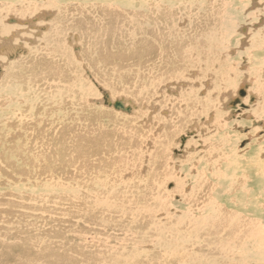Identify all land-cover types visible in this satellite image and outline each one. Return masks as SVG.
I'll return each instance as SVG.
<instances>
[{"label":"bare ground","instance_id":"6f19581e","mask_svg":"<svg viewBox=\"0 0 264 264\" xmlns=\"http://www.w3.org/2000/svg\"><path fill=\"white\" fill-rule=\"evenodd\" d=\"M236 2L240 0H0V54L6 52L0 55V68L6 67L0 78V150L10 158L0 163V170L12 171L22 161L14 155L18 151L40 173H29L34 167H28L25 180L37 179L28 194L14 196L12 186L0 190V264H264V179L237 180L225 155L220 163L226 172H211L209 179L207 172L218 166V158L202 156L194 160L193 170L202 171L193 174L191 191L182 193L181 183L175 188L187 211L171 213L165 206L170 194L160 197V182H153V166L163 154L159 139L152 140L148 154L153 156L155 148L158 153L151 158L141 148L148 134L137 139L107 124L116 121L124 127L131 119L101 110L98 114L108 122L92 125L81 115L92 110L89 99L100 98L81 66L109 91L110 96L98 88L103 105L106 94L112 104L110 99L120 95L141 104L149 95L157 98L159 77L170 80L173 70L191 68L197 76L205 66L221 70L229 32L214 26L236 22L227 11ZM12 15L27 25H5L3 18ZM31 29L26 39L32 37L35 46H27L25 57L7 65L9 54L21 51L15 46L23 45L11 44L12 36ZM251 34L245 48L264 50V25ZM78 44L81 65L71 53ZM16 68L24 73L17 76ZM257 70L264 85V63ZM117 101L127 107L125 99ZM125 140L131 150L124 158L126 148L120 143ZM117 147L125 154H116ZM254 153L258 159L260 152ZM13 155L17 159L12 162ZM128 156L136 159L135 165ZM209 161H215L213 166ZM145 167V178L138 182L134 170ZM159 175L168 178L166 172ZM218 181L226 184L227 193L242 195L218 204L219 197L213 196ZM105 230H110L106 239ZM119 240L122 245L112 251L109 245Z\"/></svg>","mask_w":264,"mask_h":264},{"label":"rangeland","instance_id":"374dc122","mask_svg":"<svg viewBox=\"0 0 264 264\" xmlns=\"http://www.w3.org/2000/svg\"><path fill=\"white\" fill-rule=\"evenodd\" d=\"M263 2L264 0H240L239 3H233V5L229 9L227 8V11L228 13L236 17V22H234L233 24H222L219 22L218 24H216L217 26H214V28L218 29L219 31L229 32L223 40L226 45L228 44L226 47V50H228V52L225 53L224 56H222L223 58L221 57L222 60H224L223 63L225 64L223 65L224 67L222 66L221 70L213 64L212 67L205 66V68L207 67L208 69L202 68L201 74L199 73L200 75L197 76L198 74L196 70L181 67L182 69L180 71H172L170 80H165L164 78L163 81L161 80V77H159V80L162 82L157 88V92H159L158 94L162 97V100L160 99V96H158L157 98L153 96L152 99L151 95H149L146 97L147 100H144V102H142L141 104V101H136L134 98L131 99V97H125L126 95H120L113 99L111 97V99L109 98L113 102H115L116 100H121L122 98L125 99V101L128 102L127 107H133L129 113L115 110L112 107L104 106L102 104V101H100V99H102L101 92L98 90V88H101L102 85L93 78V74L89 68H87L86 66L80 67V72L82 73L84 79H86V81L89 83L91 89L94 91L97 97L100 96V98L89 99L92 110L90 112L83 111V113H81L84 118L87 115L85 119H88L92 125H100L103 124V122H108L101 118L98 114V111L100 112L101 110L108 111L106 114H109L111 116L122 117L126 120L131 119L133 123L130 124L129 122V125H124V127L120 125H123L125 123L116 121L107 124L111 127L110 129H119L120 132L124 133L126 136H134V134L137 136L144 133L148 134V138L145 139V142L141 144V148H143L142 151L147 150V154L153 151V138L159 139L158 149H163V154H161L162 158L159 165H156L157 167L153 166V168H156V171L154 173L157 176L158 173L163 174L164 172H166L168 178L164 179L165 177L163 175H159L158 177L155 176V180H152H154L153 182L156 185L160 182L161 186L160 188L158 187V191L161 192H157L160 197L164 192L170 194L169 197L165 200V206L171 213L187 211V205L182 203L181 192L184 191L185 193H189L191 189L196 185L194 175L197 170L202 171V167H199L197 170H193V165L195 162L194 160H196L197 158H202V156H212V158L214 156V158H218V166L216 167L212 165L215 161H209V165L213 166L207 172V175H209L207 177L209 179L211 178V172H213L214 174L215 172L219 171L226 172L227 168L225 165L224 169H221L222 163L220 162H222L223 160L222 155L226 156V161H228V163L231 162L230 165L232 167V164H234L233 170H235V176L237 180L242 179L245 180L246 183H250L252 180H256V177H258V181H260V179H264V175H262L261 173V170L262 172H264V85L262 83L263 78L261 77V75H256V72H258L257 69L260 68V64L264 63V50L260 49L258 46L257 47L259 49L256 50L255 48L254 50H249V47L248 50L245 48L246 41H249L248 39H250V36L252 35L251 33H255L264 25V13L261 12L264 9ZM258 4L262 7H260ZM257 11L260 12L257 13ZM237 14L239 16H242L239 17ZM260 18L263 20L261 21ZM49 19L51 18L47 16L46 20ZM16 20H18V18L12 15L10 17H4L3 23L5 25L18 24L17 27L19 28H23L25 27V25H27V20L25 21L24 18L23 20H18V23L16 22ZM33 21L36 22V19ZM33 21L31 20V22ZM21 22H24V24H21ZM219 25H221V27H218ZM31 31L32 29L25 32L24 30H18L17 35L12 36L13 40L10 41L11 44L23 45L15 46L21 51L9 54V57H7L9 58V62L7 63V65L9 63L12 64L13 62L15 63L18 58L20 60L21 58L25 57L27 55V46H35V44L32 42V37H29L30 40L26 39L27 35ZM208 36L209 33L207 32L205 37ZM71 53L74 57H76V62L81 65V62L79 60V57L81 55L80 45H74ZM0 55L4 56L6 55V52H2V54ZM210 59L211 60H209V63H213L215 60L214 58ZM5 68L6 67H4L3 69L0 68V78ZM16 69H12V71L16 75L20 74L21 76L24 73V71H20L19 68ZM200 76L202 79L200 78ZM219 87L221 88L220 93H216V90H218ZM102 90L107 92L109 95L108 90H106L105 88H103ZM155 93L156 89L153 90L151 94L154 95ZM188 95L189 99L187 100L186 97ZM202 100H204V102ZM160 101L161 103L159 104ZM260 104L262 106L259 110H257L256 108L260 106ZM70 112L75 113V109H72ZM135 114L138 116L136 117ZM139 114L142 115V117ZM133 128L137 129V131H131L133 130ZM188 133H192L193 136L187 137ZM183 137H186V140L182 144L180 142V139ZM137 139H139L138 136ZM49 142L52 143L51 141ZM129 142L130 141L125 140L124 142L122 141L120 143V147L126 148H124L126 150V154L124 153V149L120 151L118 147L113 151L118 152L119 150V153H122L121 155L125 154L123 156L124 158L127 157L128 150H131L130 146H128L131 145V142ZM158 149L155 148L156 153H153V156L149 154L148 156H151V158H155L156 154L158 153ZM257 151L260 152V157L258 159L257 153H254ZM17 152L14 153V155L17 154L22 161L16 163V165H12V171L10 169H5V171L3 169L0 170V190L5 192L8 189L10 190L9 186H12V190H17L16 193L12 192L14 196L19 195V193L28 194V191L31 189V185L33 184V182H37L36 178L28 181L25 180V175H27V173L30 171L27 170L28 167L33 168L34 165L33 163H29L26 161L27 154H18ZM14 155L12 156V162L17 159V157ZM191 155L196 158L189 160L191 159ZM148 156H144L143 159L148 160ZM128 158V162H132V164L136 160L132 158V156H128ZM9 160V156L7 154L3 155L2 150H0L1 166L7 164L6 162H8ZM255 160L257 165L254 164ZM260 161L262 165H260ZM204 165L205 164H202V166ZM34 169H37L36 166L29 173H35V175L40 174L37 173V170ZM204 171L206 172V170ZM134 172L136 174V180L138 182H141V180L145 178L147 167L143 168L142 170L139 169V171L134 170ZM139 172L141 174H138ZM217 180V178H213L211 183H216ZM177 183H181L182 185L181 192H179L178 189L175 191ZM218 183L220 185H218L213 192V196L215 198L219 197L220 201L218 202V204L221 203L220 205H222L223 203H227V201L232 202V198H239V196L242 195L238 191H236L234 194H229L226 192V184L221 181H218ZM218 192L220 193V195ZM144 216L146 218L149 217L146 215ZM109 233L110 230H105L102 237H104L105 239L108 238ZM120 241L121 240L117 241L116 244H108L109 247L112 246V248L110 249L112 251L115 249H119V247L122 245L123 240L121 243ZM100 246L107 248V246L103 245L102 243L100 244Z\"/></svg>","mask_w":264,"mask_h":264},{"label":"water","instance_id":"95a60500","mask_svg":"<svg viewBox=\"0 0 264 264\" xmlns=\"http://www.w3.org/2000/svg\"><path fill=\"white\" fill-rule=\"evenodd\" d=\"M242 95V93H241ZM104 105L105 106H108V107H113L115 110H119V111H122V112H125V113H129L131 108L130 107H124L122 105V102L121 101H115L114 104H112L110 101H108L107 99V94L105 95V98H104ZM192 133H188L187 137L191 136ZM186 140V137H183L180 139V142L183 144L184 141Z\"/></svg>","mask_w":264,"mask_h":264}]
</instances>
